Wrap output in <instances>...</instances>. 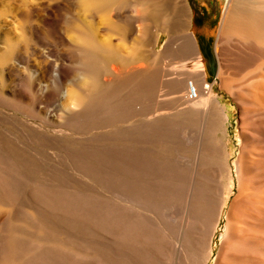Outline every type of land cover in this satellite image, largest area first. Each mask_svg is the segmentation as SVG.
I'll list each match as a JSON object with an SVG mask.
<instances>
[{"label": "bare ground", "instance_id": "1", "mask_svg": "<svg viewBox=\"0 0 264 264\" xmlns=\"http://www.w3.org/2000/svg\"><path fill=\"white\" fill-rule=\"evenodd\" d=\"M56 1L22 0L13 16L0 10V103L81 135L40 134L21 122L28 136L74 155L83 176L36 153L0 166V264H264V0H228L214 82L201 67L191 79L169 65L153 82L146 120L138 116L149 103L122 84L167 70L162 34L173 39L193 4L79 0L68 17ZM6 17L16 34L3 29ZM56 46L85 61L51 59ZM217 85L240 111L234 161ZM54 94L61 114L43 116L39 102ZM139 127L150 142L137 141Z\"/></svg>", "mask_w": 264, "mask_h": 264}, {"label": "rangeland", "instance_id": "2", "mask_svg": "<svg viewBox=\"0 0 264 264\" xmlns=\"http://www.w3.org/2000/svg\"><path fill=\"white\" fill-rule=\"evenodd\" d=\"M2 1H4V0H0V10H5L9 16H13V15L17 14L21 9V8H19V5L22 2V0H5L4 1L5 4H3ZM32 1H34V0H32ZM192 1L196 2V6L198 8H206L209 11V14L211 15L212 18H220V21H221V17L223 16L222 14H224L223 12L226 10L227 4H228V0H189L190 3ZM56 2L58 4H60V7H61L60 8L61 10L59 9L60 10L59 13L60 14H62V13L66 14V16H68V17H70L72 14H74L76 12V6L80 3L79 0H57ZM181 12H180V29L178 31L175 30L176 32L174 31V33H176V34L173 33V36H174L173 39H171V37L167 33H163L161 41H160L158 49H157L158 53H160V63H162V64H159V67L162 70L164 68L165 69L167 68V70H165L163 72L160 71L157 74H155L154 72H151L149 70L142 72V73H139L140 75L138 73H136L131 78L124 80V82L122 84V90L124 93H128L130 90V87H132L134 93L137 94L138 99L140 101L143 100L144 105L146 103L148 104L149 102H151V99H152L151 97L153 96L154 91L156 90L153 86L154 80H157L159 77H162V75L164 76V74L166 75L169 67H170V69H172V66L174 64L175 65L173 66V68H178V69L182 68L181 70L184 69L186 71L185 73L187 74V76H189L191 78V75H192L193 78H191V79H194V75L196 76L198 74H202V72H199V71H201V68H202L203 73L205 72V75L207 76L208 82H210V83L214 82V80L212 81L209 79V75L207 73V69H206V65H205L203 55L200 51L196 37H195L193 30H192L193 21H194V11H193L191 6L190 7L186 6L185 9L181 10ZM181 14H183V15H181ZM8 18L9 17H6L3 19V21L1 20L3 29H5L6 31H10L13 34H16V26L17 25L9 24L11 21ZM5 20H6V22H5ZM183 27H185V28L181 29ZM182 37H183V39H182ZM174 39L177 40V42L174 41ZM216 39H217V36H216ZM169 40L173 41V42H170ZM175 42H176V44H174ZM169 44H171V45H169ZM49 49L52 50L51 59L58 60L64 64L70 65L72 61L76 62V63L81 62V61H83V62L85 61L84 56L74 54V53H67L63 47L56 46L54 48L49 47ZM230 49H233V47H230ZM173 52H175V53H173ZM172 54H173V56H172ZM191 56H193L194 58ZM35 59L36 58L34 57L33 60H35ZM181 62H182V64H181ZM183 64H185L184 66L186 68L183 66ZM146 65H147V67H149L150 62H147ZM199 65H201V66H199ZM187 67H189V68H187ZM197 67L198 68L201 67V68H199V70L197 71ZM192 68H193V70H192ZM187 71L189 73H187ZM160 73H162V74H160ZM195 73H197V74H195ZM130 83H132L131 84L132 86L130 85ZM189 83L191 84V82H189ZM190 88L192 90L194 89L192 85H190ZM166 91H167V89H163V93H165ZM215 91L221 97L223 104L227 105L228 108H230L229 110H230L231 122L229 123V133H230V138H231V142H232L231 143V150L233 152L232 161H234L236 159L238 153H239V142L237 140V134L239 133V128H240V113H239L240 111H239V108L237 107V104L235 103L234 99L231 98V96H229L225 91L221 90L218 85L216 86ZM194 94H195V92H194ZM141 96H142V98H141ZM21 97H22V93L19 92L18 98H21ZM52 98H53V100L49 99V102H50V103L48 102L49 105H45V104H42L41 102H39L38 109L43 112V116L45 115L46 112L47 113L51 112L50 114L51 115L55 114L54 117L56 118L61 114V112L59 110L57 111L56 106L61 105L60 107H62L64 102L62 101L60 96H58L56 94H54V96H52ZM144 99H148V100H144ZM147 106H149V108ZM147 108L150 109V111H151V103L144 106V113L146 114V116L141 113L142 116L139 115L138 119L146 120V118L149 117L148 114H150V116H152L151 112ZM146 109H147L148 113H146L147 112ZM22 111L17 110L16 108H14L11 105L0 103V166H9V165H11L12 162H15V159H16L18 164H22V163L26 162V160H25L26 158H28V157L31 158L30 157L31 153L32 154L36 153L37 156L42 159V161H46L48 159V160H51L52 162H54L58 167H61V168L65 167V168L69 169L68 171H70V172L71 171L72 172L77 171V172H73L74 175L76 173H78V174L81 173L80 170H83V167L81 166L82 163H80V161H78L79 162L78 163L77 162L78 159L77 160L75 159L76 161L75 160L73 161L72 159L74 158V155L71 156V154H70L68 156L67 154H69V153L67 151H64L65 149L61 148V146H51L46 140H44L41 136H39V134H32V135L28 136L29 133H27L24 130V127L22 128L21 122L26 119L25 121L30 122V124L32 123V125H34V127L36 126L35 127V128H37L36 131H38L40 134H43V133L46 134L47 133V134L55 135L57 137H59V136L60 137H66V136L67 137H69V136L73 137V136H75L77 138L81 137V135H79L78 133H76L74 131L67 130L66 128L48 125L45 122H43L41 119L30 117L27 115L26 111H24V110H22ZM139 128L140 129H138L139 135H138L137 141L146 142L147 138H148L147 136H149L148 141L150 142L151 136L149 135V133L147 132V134H148L147 135L142 127H139ZM139 130H141V131L143 130V132H145L144 133L145 137L143 135V132H140ZM75 137H73V138H75ZM41 140L43 141V143ZM10 143H11V145H10ZM36 143H38V144H36ZM45 144H47V145H45ZM29 145L33 146L35 152L33 150H30L33 148ZM48 145H49V147H48ZM71 157H73V158L71 159ZM74 162H76V163H74ZM84 172H85V170H84ZM78 174H76L77 177L82 178L83 175L79 174L80 175L79 176ZM24 201H25L24 198L19 199L20 203H24ZM219 240H220V235L218 237V241Z\"/></svg>", "mask_w": 264, "mask_h": 264}, {"label": "water", "instance_id": "3", "mask_svg": "<svg viewBox=\"0 0 264 264\" xmlns=\"http://www.w3.org/2000/svg\"><path fill=\"white\" fill-rule=\"evenodd\" d=\"M194 11L193 33L196 37L198 46L206 61V69L209 79L213 80L216 76V62L214 45L217 31L220 25V18H212L206 8H198L196 2H191Z\"/></svg>", "mask_w": 264, "mask_h": 264}, {"label": "built area", "instance_id": "4", "mask_svg": "<svg viewBox=\"0 0 264 264\" xmlns=\"http://www.w3.org/2000/svg\"><path fill=\"white\" fill-rule=\"evenodd\" d=\"M192 90V89H191ZM193 94H194V89L192 90Z\"/></svg>", "mask_w": 264, "mask_h": 264}]
</instances>
